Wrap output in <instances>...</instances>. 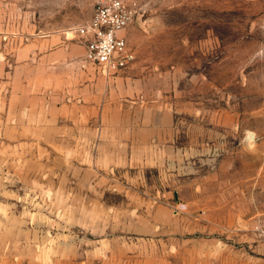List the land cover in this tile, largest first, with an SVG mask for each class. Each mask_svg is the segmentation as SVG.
Here are the masks:
<instances>
[{"label":"rangeland","instance_id":"374dc122","mask_svg":"<svg viewBox=\"0 0 264 264\" xmlns=\"http://www.w3.org/2000/svg\"><path fill=\"white\" fill-rule=\"evenodd\" d=\"M97 1L0 0V264H264V0H124L109 75Z\"/></svg>","mask_w":264,"mask_h":264},{"label":"built area","instance_id":"2783aa9c","mask_svg":"<svg viewBox=\"0 0 264 264\" xmlns=\"http://www.w3.org/2000/svg\"><path fill=\"white\" fill-rule=\"evenodd\" d=\"M134 10L124 0H98L91 16L71 29V35L84 47V59L105 75L117 72L134 58L123 33ZM257 237L264 242V216L254 223Z\"/></svg>","mask_w":264,"mask_h":264},{"label":"crops","instance_id":"0c3cea01","mask_svg":"<svg viewBox=\"0 0 264 264\" xmlns=\"http://www.w3.org/2000/svg\"><path fill=\"white\" fill-rule=\"evenodd\" d=\"M136 110L139 112L138 119H141V121L138 122V138L133 145L139 151L142 150V153L148 146L147 134L157 133L165 129V125L170 123L171 117L165 110H157L151 105L143 106L140 104L136 106Z\"/></svg>","mask_w":264,"mask_h":264},{"label":"bare ground","instance_id":"6f19581e","mask_svg":"<svg viewBox=\"0 0 264 264\" xmlns=\"http://www.w3.org/2000/svg\"><path fill=\"white\" fill-rule=\"evenodd\" d=\"M253 136V133H250V136L249 137H252Z\"/></svg>","mask_w":264,"mask_h":264}]
</instances>
